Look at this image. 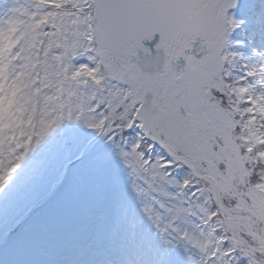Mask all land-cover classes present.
Listing matches in <instances>:
<instances>
[{
	"label": "snow or ice",
	"instance_id": "1",
	"mask_svg": "<svg viewBox=\"0 0 264 264\" xmlns=\"http://www.w3.org/2000/svg\"><path fill=\"white\" fill-rule=\"evenodd\" d=\"M68 123L132 200L63 264H264V0H3L0 197Z\"/></svg>",
	"mask_w": 264,
	"mask_h": 264
},
{
	"label": "trees",
	"instance_id": "2",
	"mask_svg": "<svg viewBox=\"0 0 264 264\" xmlns=\"http://www.w3.org/2000/svg\"><path fill=\"white\" fill-rule=\"evenodd\" d=\"M99 138L95 133L81 125L68 123L53 132L34 153L30 154L10 182L7 192L2 196L5 199L0 198V201L3 202V204H0V242L7 233L8 228L15 221L24 220L30 210L40 205L60 184L62 181L59 178L60 173L69 164H72L69 176L62 189L52 198L53 203L61 200L62 203L64 202L62 206H65L64 204L68 205V208L63 207L61 212H58L59 216L63 215L62 212H67L69 215L74 214V217L77 213L76 210L79 209V204H83L92 214L101 212L107 219H111V198L113 196L131 202V194L127 193L125 188L124 173L117 164L110 146L105 141L96 144ZM92 146H96L95 152L84 156ZM99 153L105 155L108 159L105 161L99 160L97 157ZM45 158H47V161ZM112 167H114V171L117 170V173H111ZM64 172H66V169ZM37 173L40 174L41 180L46 183L45 189L47 192L44 189L29 190L25 182L20 183L16 179L21 175V178L28 176V179L32 181ZM63 176L64 174L61 177L63 178ZM29 183L34 184L33 182ZM69 188L74 192V198L69 195ZM8 192L11 194L15 192L18 201L13 200ZM122 210V204H120L119 211ZM50 211H52V208L45 210L44 213ZM77 214L81 215L80 213ZM41 217L42 210L33 218L28 219L22 227H27L26 224L29 222H37L40 229L43 225L40 221ZM46 226L45 224L44 229H41L43 233L44 230L47 231Z\"/></svg>",
	"mask_w": 264,
	"mask_h": 264
},
{
	"label": "rangeland",
	"instance_id": "3",
	"mask_svg": "<svg viewBox=\"0 0 264 264\" xmlns=\"http://www.w3.org/2000/svg\"><path fill=\"white\" fill-rule=\"evenodd\" d=\"M2 6L3 0H0V7ZM104 141L105 140L100 137L96 144L98 145ZM95 147L93 146L94 149H91L90 147L87 150L88 152L90 151L88 155L95 152ZM97 157L99 160L103 161L108 159L101 153L97 154ZM45 160L47 161V158H45ZM65 169L67 171L68 165L61 171L59 178H61L63 174L65 175ZM111 173L115 174L117 173V170L114 171V167H112ZM39 175L40 174L37 173L32 181L31 179H28V176L21 178V175L16 177V179L20 183L25 182L26 187L29 190L44 189L46 191V183L44 180H41ZM68 176H66V178H68ZM29 182H33L34 184L32 185ZM35 186L38 187L35 188ZM58 186L59 185H57L55 189H57ZM68 187L70 186L68 185ZM70 188L69 195L74 198V192L71 191ZM59 190H61L60 187ZM8 194L13 200L18 201V196L15 192H13V194L8 192ZM0 198L3 200L5 199V197ZM45 199L39 205L41 208L35 212L32 210L29 212V219H31L42 210L40 221L43 225L40 229L37 222H29L26 224L28 225L27 227H21L24 226L28 220L23 221L22 219L20 220L21 223L23 221L22 224H16L10 232L7 231V234L3 236L2 241L0 242V264H63V261L66 258L77 256L82 249L88 248L90 244L94 245V242L99 241L101 237L107 236L109 231L107 225L115 224L121 219L123 210L121 212L119 211L120 204H122L123 208L124 202L126 201L125 199L122 200L113 196L111 198L112 217L111 219H107L101 212H95V214H92L83 204H79L82 210L80 208L76 210V212L81 215L75 213V216L73 217L74 214L69 215L67 212H62L63 215L59 216L58 212H61L63 207L68 208V205L64 204L65 206H62L64 202L62 203L61 200H57L53 203L52 199L48 201ZM47 199H49V197ZM0 204H3V202L0 201ZM51 208L52 211L44 213L45 210ZM130 210L131 209L129 208V211ZM45 224L47 225L45 228L47 231L44 230L43 233L41 229H44ZM25 233H29L31 237L28 244L21 243L20 238L24 236ZM88 250L91 251L92 249L88 248ZM100 258L102 257H97V259ZM80 259H84V257L80 256Z\"/></svg>",
	"mask_w": 264,
	"mask_h": 264
},
{
	"label": "bare ground",
	"instance_id": "4",
	"mask_svg": "<svg viewBox=\"0 0 264 264\" xmlns=\"http://www.w3.org/2000/svg\"><path fill=\"white\" fill-rule=\"evenodd\" d=\"M38 209V208H37Z\"/></svg>",
	"mask_w": 264,
	"mask_h": 264
},
{
	"label": "water",
	"instance_id": "5",
	"mask_svg": "<svg viewBox=\"0 0 264 264\" xmlns=\"http://www.w3.org/2000/svg\"><path fill=\"white\" fill-rule=\"evenodd\" d=\"M93 149V148H92Z\"/></svg>",
	"mask_w": 264,
	"mask_h": 264
}]
</instances>
